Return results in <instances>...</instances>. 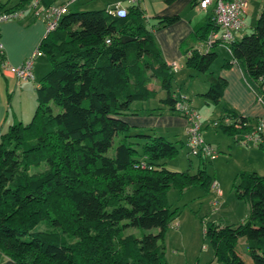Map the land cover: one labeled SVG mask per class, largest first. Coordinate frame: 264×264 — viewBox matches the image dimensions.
<instances>
[{
	"label": "trees",
	"instance_id": "obj_1",
	"mask_svg": "<svg viewBox=\"0 0 264 264\" xmlns=\"http://www.w3.org/2000/svg\"><path fill=\"white\" fill-rule=\"evenodd\" d=\"M32 1L0 4V16L16 11L24 15L28 8L29 17L38 19ZM138 1L129 3L123 16L108 9H68L37 47L50 70L35 87L33 117L27 124L0 130V252L15 264H169L162 244L173 220L166 190L212 186L205 169L193 175L168 170L165 161L178 153L174 143L154 129L124 120L139 113L134 104L156 97L150 89L154 82L164 97L161 107L148 114L187 118L172 91L176 73L152 33L179 17H157L146 25ZM210 13L193 28L194 45L184 51V58L186 68L208 81L202 97L218 104L226 88V81L211 70L217 57L213 49L219 45L208 52L196 47L217 31L213 9ZM125 38L131 41L124 43ZM229 50L248 79L262 88L264 5L251 32L234 40ZM2 63L0 55V67ZM225 111L215 128L233 138L238 135L235 142L240 144L262 120ZM42 165L43 170L31 173ZM236 188L238 197L249 200L250 213L237 226L209 224L205 233L213 257L219 264H247L236 250L238 240L245 238L252 263L264 264V174L244 172ZM42 223L45 229L35 231ZM127 229L137 233L126 234ZM154 229L156 233L149 232Z\"/></svg>",
	"mask_w": 264,
	"mask_h": 264
},
{
	"label": "rangeland",
	"instance_id": "obj_2",
	"mask_svg": "<svg viewBox=\"0 0 264 264\" xmlns=\"http://www.w3.org/2000/svg\"><path fill=\"white\" fill-rule=\"evenodd\" d=\"M107 1L109 0H79L76 4H70L69 9L71 12L99 10L106 6ZM139 3L141 8L144 9V7H146L148 11L147 15L151 16L150 13L154 11L153 7L156 2L154 0H139ZM117 4L126 7L128 2L127 0H111L112 7ZM190 10L197 15L202 13V19L206 17L205 14H207V12L201 11L197 7ZM186 12L187 11H185L184 14ZM250 14L251 16L249 15L248 17L252 25L254 14L252 12ZM150 16V21H153ZM149 24L150 23L146 22V25ZM251 30H244V32H246L245 35L249 34ZM41 60H45L49 65L45 57H42ZM179 66L181 65L179 64ZM182 66L185 68V71L179 70L180 67L177 68L175 72L176 78L172 83V91L177 98L180 97L182 105L188 112L196 113L199 116L201 125L200 136L206 144L210 143L209 145L214 151L212 154L213 158L206 157L205 159H200L196 156L184 132L178 134L158 130L156 135H164L166 139L174 143L175 147L178 149V153L174 157L165 161V167L168 170L174 172L189 171V173L193 175L197 172L198 168L205 169L209 175L207 177H211L213 181L212 185L215 183L216 187L213 188L211 186L209 190H206L204 186L194 185L190 189L186 188L180 190L170 187L166 190L165 202L168 209L173 212V220L164 234L162 241L163 254L165 260L169 264H219L213 257V249L205 233L206 228L211 223L220 226H237L243 223V221H246L250 213L249 200L244 197H238L236 188L241 181V174L244 173H237L236 171L238 170H236V168L241 165L244 154L241 152L240 155L235 152L228 153L224 148L227 145V140L231 141L232 145L236 148L251 145L249 143H237L235 142V138L229 137L219 130H214L211 121H208V105H206V99L199 95V93L208 91V81L203 74L188 69L185 65ZM215 67L216 63L213 65V71ZM216 77H219V75L217 74ZM36 82L30 83L28 87L29 91L25 89L26 91L16 94L14 101L11 102L12 106L6 109L5 122L2 129H0L1 131H5L9 125L21 122L19 121L21 118L23 119V124H27L31 121L29 119H32V113L35 112L37 106L33 92ZM31 102L34 103V108H32V106L29 107ZM151 105V102H139L135 104L134 107L142 106L148 109L151 108ZM210 108H212V106ZM220 108L221 106L216 107L215 114L212 118L218 116L217 113ZM58 111V109H55L54 112L57 113ZM116 144L117 141L114 142V146L109 152L110 154H113V149ZM262 152L264 153V150H262ZM43 169L44 165L40 168H32L31 173ZM254 169H256L255 171L258 173L262 171L260 168ZM219 190L221 191L220 195ZM213 203L216 204L214 205ZM44 229L45 225L42 223L35 231H43ZM143 232L147 233V231ZM149 232L156 233L157 230L154 229ZM125 233L135 234L137 231L135 229H127ZM236 250L247 264H253L249 256L245 238H240L238 240Z\"/></svg>",
	"mask_w": 264,
	"mask_h": 264
},
{
	"label": "crops",
	"instance_id": "obj_3",
	"mask_svg": "<svg viewBox=\"0 0 264 264\" xmlns=\"http://www.w3.org/2000/svg\"><path fill=\"white\" fill-rule=\"evenodd\" d=\"M8 1L10 0H0V4L6 3ZM11 1L13 4H15L18 0ZM78 1L79 0H41L40 2L41 5L44 6L67 5L69 9L70 4H76ZM154 1L156 2L153 7L154 11L150 13L151 16L149 15L153 21H150V18L147 15L148 11L146 7H144V9L142 8L148 23H153L154 19L157 17H179V20L172 25L160 30H155L152 33L157 45L160 48L164 61L169 65L176 63L177 66L180 67L179 70L185 71V68L182 66L185 65L184 51L194 45L191 40L193 28L196 25L205 22L207 16L209 17L211 14L210 12L213 7L210 6L208 8L207 14H205L206 17L202 19V13L197 15L190 10L192 8H196L194 7L195 0H175L169 4L166 3L165 0ZM127 2L129 4L128 0ZM247 4V11L243 17L244 27L239 32L234 33V40L240 39L243 35H245L246 32H244V30L248 29L249 31L253 28L263 8L264 0H247ZM127 6L128 5H126V7ZM110 7H112L111 0L107 1L106 6L102 7V9H108ZM126 7L122 8L125 9ZM24 10L27 12L21 18L9 20L0 24V43L3 46V63L6 65V67H17L25 62L34 54L39 43L46 35L45 23L40 19H31L29 17V14L31 13L30 9L27 8ZM185 11L187 12L184 14ZM251 12L254 14V18H252V25L249 22L248 17L249 15L251 16ZM213 51L217 55L214 62L216 63L214 71L212 70L214 64L211 68L213 76L216 77L218 74L219 78H222L226 81V88L224 90L222 99L218 104H210L206 100V105H208V121H211L214 130H219L218 128H215V122L220 120V118L226 112V109L232 110L249 119H263L264 84L262 88H260L258 84L250 81L243 67L232 59V56L225 47L217 46L213 49ZM42 57L44 56L37 57L33 61V80L20 81L11 75L7 70H4L0 67V129H2L4 126L6 109L7 107L12 106L11 102L14 101L16 94L26 90L29 91L28 87L30 86V83H34L36 81L38 82L48 72L50 65H48L45 60H41ZM226 62H230V66L225 68L224 64ZM179 64L181 66H179ZM37 82L34 86L33 92L37 86ZM150 89L157 92L155 98L150 99L149 101H144V103L151 102V108L146 109L142 106H135L134 109H136L139 113L137 115L125 117L124 120L127 122V124L136 128L154 129L156 132L158 130H164L167 133H185L186 121L179 115H173L170 113H165L159 116L154 115V113L148 114V110L161 107L159 99L164 97V92L159 90V86L156 82L150 86ZM205 93H199V95L202 96ZM31 106L34 108L33 102L29 104V107ZM211 106L213 109L210 108ZM218 106H221L217 113L218 116L212 118L215 114L214 112L216 111V107ZM19 121L23 123L22 118L19 119ZM162 137L166 138L164 135H162ZM209 144L210 143H208V145ZM249 144L251 146L245 145L244 147L236 148L232 145L231 141L227 140V145L224 150H227L228 153L235 152L240 155L241 152L244 154L242 163L240 166H238L239 169L236 168V170H238L236 171L237 173L255 172L257 174H264V153L262 152L264 149L256 148L251 143ZM254 168H260L262 171L258 173ZM0 264L15 263L2 252H0Z\"/></svg>",
	"mask_w": 264,
	"mask_h": 264
},
{
	"label": "built area",
	"instance_id": "obj_4",
	"mask_svg": "<svg viewBox=\"0 0 264 264\" xmlns=\"http://www.w3.org/2000/svg\"><path fill=\"white\" fill-rule=\"evenodd\" d=\"M137 0H129V3H135ZM213 7V21L217 27L216 32L209 34L205 42L198 44L197 50L199 52H208L216 44L225 47L228 52L229 45L234 41V33L239 32L244 27V15L247 11V0H199L197 8L201 11H208V8ZM36 18L42 20L46 25V35L53 31L61 19V17L68 12L67 5L60 6H44L41 5L40 0H33L30 5ZM109 14H116L117 16H123L125 10L121 7V4H117L114 7L108 8ZM23 13L16 11L11 14H3L0 16V24L9 20H15L21 18ZM0 55H3V46L0 43ZM42 56L37 49L34 54L17 67H6L4 63L1 64V68L7 70L11 75L20 81L33 80V61L35 58ZM172 70L176 72L178 66L176 63L170 64ZM177 108L187 114L185 135L187 141L191 146L193 153L198 156L201 155L204 158H213L214 151L210 145L206 144L200 136L201 125L199 122V116L196 113L188 112L182 105H178ZM239 128V125L235 126ZM235 141H239V136H235ZM243 143H252L254 146H264V118L260 124L256 127L253 133L245 134L242 136ZM213 188L216 187L214 183ZM221 191L219 190V195ZM214 205L216 203H213Z\"/></svg>",
	"mask_w": 264,
	"mask_h": 264
},
{
	"label": "water",
	"instance_id": "obj_5",
	"mask_svg": "<svg viewBox=\"0 0 264 264\" xmlns=\"http://www.w3.org/2000/svg\"><path fill=\"white\" fill-rule=\"evenodd\" d=\"M129 41H131V39L125 38V39L123 40L124 43H125V42H129Z\"/></svg>",
	"mask_w": 264,
	"mask_h": 264
}]
</instances>
